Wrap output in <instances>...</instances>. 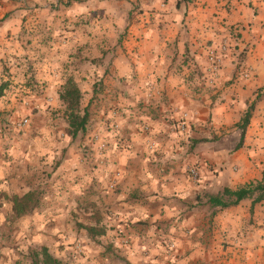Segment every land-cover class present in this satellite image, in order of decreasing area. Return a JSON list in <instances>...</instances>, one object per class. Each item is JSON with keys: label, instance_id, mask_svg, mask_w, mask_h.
I'll use <instances>...</instances> for the list:
<instances>
[{"label": "crops", "instance_id": "0c3cea01", "mask_svg": "<svg viewBox=\"0 0 264 264\" xmlns=\"http://www.w3.org/2000/svg\"><path fill=\"white\" fill-rule=\"evenodd\" d=\"M69 79L88 112L77 148ZM0 91V151L68 147L69 192L38 212L60 261L264 264V199L211 200L263 178L264 0H0Z\"/></svg>", "mask_w": 264, "mask_h": 264}, {"label": "rangeland", "instance_id": "374dc122", "mask_svg": "<svg viewBox=\"0 0 264 264\" xmlns=\"http://www.w3.org/2000/svg\"><path fill=\"white\" fill-rule=\"evenodd\" d=\"M25 119L28 120L24 117L20 119L18 130L13 136L20 140L28 137L25 142H29V135L22 128L25 126L23 123ZM7 138L13 139L10 135ZM41 138L43 139V137ZM84 138L85 133L81 132L72 138L71 144L77 148ZM32 140L34 141V139ZM44 141L43 139V144ZM62 143V139H60L55 156L52 157H48L46 153L42 156H12L7 150L9 144L3 145L2 148L5 150L4 152L0 151V264H43L41 255L43 248L49 250L56 246L55 241L60 240V237L50 236L45 231L46 223L40 221L42 217L38 216V212L42 210L41 203L47 199L52 201L47 204L49 208H52L56 198L69 192L65 189L66 184L63 182L64 174L62 173L64 172L63 159L67 154L68 147L61 146ZM35 145H37L36 142ZM81 150H84L83 144ZM190 173L193 177H197L192 172ZM30 191L37 193L40 205L32 212L18 216L13 210L14 197H21ZM58 208L55 207L54 210ZM71 222L73 225L78 223L75 220L63 221L64 224H71ZM169 244L171 247L174 245L173 242ZM53 256L55 257V255ZM60 256L63 264H74V257L71 253Z\"/></svg>", "mask_w": 264, "mask_h": 264}, {"label": "trees", "instance_id": "16d2710c", "mask_svg": "<svg viewBox=\"0 0 264 264\" xmlns=\"http://www.w3.org/2000/svg\"><path fill=\"white\" fill-rule=\"evenodd\" d=\"M82 96L83 94L81 90L72 79H69L66 82L63 90L60 92V99L65 105V114L67 116L66 133L71 137H75L79 133L85 132L88 124V112L82 108L81 104ZM251 109L252 107L250 106L246 111L242 122L239 124V127L242 129V140L240 141L239 146L243 141V135L252 116ZM255 192H258V195L253 203L260 202L264 199V173L261 181L256 183L252 182L236 190L225 189L223 194L230 197L229 201H224L218 197H211V200L222 207H227L239 203L242 199L252 196ZM39 205L40 198L37 193L35 191H30L21 197H14L13 210L18 216H21L32 212ZM41 255L43 257V264H62V262L55 258L47 248H43Z\"/></svg>", "mask_w": 264, "mask_h": 264}, {"label": "built area", "instance_id": "2783aa9c", "mask_svg": "<svg viewBox=\"0 0 264 264\" xmlns=\"http://www.w3.org/2000/svg\"><path fill=\"white\" fill-rule=\"evenodd\" d=\"M226 43L222 44V50H225L226 49V46H225ZM208 56H209V61H210V65L213 69H216L218 67V65L220 64L221 62V52L215 48H211L208 50ZM28 122L27 119H25L23 121L24 124H26ZM192 173L194 174V176H197L196 172L192 170ZM116 179H114L113 183L111 184V187H115V184H116ZM174 247V245L172 246V248Z\"/></svg>", "mask_w": 264, "mask_h": 264}]
</instances>
